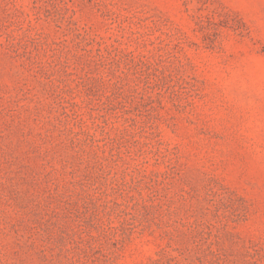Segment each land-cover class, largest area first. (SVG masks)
<instances>
[{"label":"rangeland","instance_id":"rangeland-1","mask_svg":"<svg viewBox=\"0 0 264 264\" xmlns=\"http://www.w3.org/2000/svg\"><path fill=\"white\" fill-rule=\"evenodd\" d=\"M0 264H264V0H0Z\"/></svg>","mask_w":264,"mask_h":264}]
</instances>
